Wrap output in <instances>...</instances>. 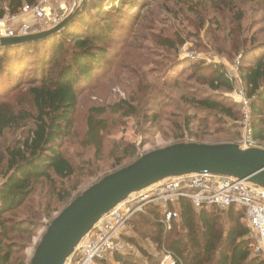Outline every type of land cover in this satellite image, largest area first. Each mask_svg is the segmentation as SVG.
<instances>
[{"label": "trees", "instance_id": "1", "mask_svg": "<svg viewBox=\"0 0 264 264\" xmlns=\"http://www.w3.org/2000/svg\"><path fill=\"white\" fill-rule=\"evenodd\" d=\"M37 1L0 0V19L17 15L25 4L35 5ZM172 1L199 15L201 26L206 22V12L202 11L215 13L213 25L222 30L225 29L222 19L227 21L228 28L224 30L228 31L227 35L235 29L243 30L245 3H258L264 7V0H166L155 9L138 0H92L83 3L77 16L60 32L39 40L0 47V101L25 83L31 84L32 96V108L28 110L17 111L9 102L0 104V264L30 263L23 256L25 248L18 240L34 235L35 222L18 221L14 217L32 201L36 191H41L42 195L48 188L50 196L57 197L67 207L86 190L73 197V192L83 182L79 180L72 188L68 187L77 169L65 152V143L73 133L80 91L92 85L104 72L108 50L102 44L114 40L116 31L127 32L130 19L127 15L132 9L139 13L148 9L149 16L157 20L158 10L175 13L168 6ZM132 29V32H138L137 27ZM131 31L128 38L137 35H131ZM175 39L166 38L160 45L171 48L186 42L178 33ZM257 41L256 37L245 38L232 46L235 51L243 50L241 77L246 95L251 99L253 136L264 144V42ZM247 43L251 44L244 49ZM163 65L167 67L168 64ZM188 67L189 77L205 85L207 90L202 93L194 86H188L180 94L182 108L179 112L183 121L175 122V128L181 133L178 138L188 132L192 135L191 140H195L201 128L210 129L215 117L221 118L222 122L225 118L239 122L240 110L222 94L236 89L235 80L227 69L192 60ZM154 88V84L148 83L145 96ZM161 93L155 91L150 95L151 102L157 106H161L158 101ZM131 99L90 108L81 143L83 147L95 150L96 159L102 158L109 144L107 136L115 130L110 117L138 115L139 110ZM192 111L199 115L210 114L199 120L196 130ZM151 115L148 122H156L159 115ZM22 128L28 129L25 139L4 145L2 136L7 131ZM115 149L112 159L116 165L121 166L127 161V166L139 158L136 144L118 143ZM97 175L90 172L86 176L99 177L97 181L106 176ZM178 208L179 217L169 230L163 223V209L158 205L151 204L145 213L136 214L130 222L135 236L128 239L136 251L123 249L117 253L115 262L160 264L163 257L170 254L177 264H264V258L255 253L256 240L245 220V208L232 205L224 210L216 207L197 209L189 200L181 201ZM38 217L39 214L35 216ZM141 239L155 245V254L139 242Z\"/></svg>", "mask_w": 264, "mask_h": 264}, {"label": "rangeland", "instance_id": "2", "mask_svg": "<svg viewBox=\"0 0 264 264\" xmlns=\"http://www.w3.org/2000/svg\"><path fill=\"white\" fill-rule=\"evenodd\" d=\"M138 1L149 5L150 9H155L157 5L166 2V0ZM83 3H85L84 0H66L69 7L73 8L77 5L74 12L80 10ZM168 6L175 13L158 10L157 20L149 16L148 9L140 11L141 13L136 9H132L130 14H134V16L127 15L130 18L127 23L128 27L125 29L127 32L124 34L121 31H116V38L113 37L114 40L102 44L108 50L104 72L96 78L92 85L80 91L73 133L65 143V152L72 159L77 169V174L68 183V187L72 188L79 180L83 182L78 190L73 192V197L98 180L99 177L86 176L90 172H95L99 176L108 175L127 164V161H125L121 166L116 165L112 159V154L115 152L118 143L136 144L138 148L137 157H140L152 150L179 142L212 144L231 142L239 144L242 140L245 104L239 94L241 90H245L241 81L243 50L241 52L235 51L232 43L236 45L239 44L240 39L244 40L246 38L248 40L254 37L258 40L257 43L264 42V7L258 3H245L243 5L245 8L243 30L240 32V30L235 29L231 36V34L227 35L228 31H224L228 28V25H226L228 22L224 19H222V22L225 29L220 30L213 25L215 13H210L208 10L202 11V13L206 12L204 13L206 22L201 26L202 20L199 15L189 12L178 2H168ZM140 17L141 19L138 20ZM133 26L137 27L138 32L131 31ZM129 31H131V35L135 33L137 35L134 38H128ZM176 33L184 36L185 44L181 46L177 44L176 47L171 48L160 45L166 38L176 41ZM250 44L243 48L245 49ZM169 60H171V63ZM189 60L224 66L229 74L233 76L236 89L233 92H223L222 94L230 103L236 104L237 110H240L239 122H235L230 118H225L222 122L221 118L215 117L211 120L210 129L201 128L197 132L199 136L194 137L195 140H191L192 135L188 132L185 133V136L178 138V134L181 133L175 128V122L181 123L183 121L179 112V109L182 108V104L179 105V96L185 92L184 88L194 86L202 93L207 90L205 85L200 84L195 78L189 77L191 74V71H187ZM163 63H167V67L162 66ZM183 72H186V74H182ZM148 83L154 84L155 88L151 89L148 95L145 96ZM30 85V83L23 84L13 93L1 98L3 101L1 100L0 104L9 102L17 111L31 109ZM155 91L157 93L162 92L160 100H158L161 106L151 102L152 97L150 95ZM129 97L133 99L131 100L134 102V106L138 108V115L110 117V122L115 130L107 136L109 144H107L102 158L96 159L95 150L85 148L81 143L86 131L90 108L95 105L114 103ZM33 110L35 111L34 108ZM153 113L159 115L158 119H156V122H148L149 116H152ZM191 115L195 117L196 130L199 126V120L208 117L210 114L199 115L192 111ZM232 133L233 135H231ZM27 135V128L10 130L5 133L4 137L2 136V142L8 146L14 141L25 139ZM40 193L41 191H36L32 201L14 217L18 221L35 222L34 235L18 240L25 248L22 254L28 262L51 222V218L54 219L65 208V203L58 201L57 197L50 196L48 188L42 195ZM27 210H29V214H27ZM38 214L39 217L36 219L35 216ZM130 228L132 230L131 236L134 237L135 234L131 225ZM139 242L144 244L152 254H155L156 248L152 242L145 239H141ZM131 250L136 251L135 247ZM137 254L146 263L143 255L138 251Z\"/></svg>", "mask_w": 264, "mask_h": 264}, {"label": "built area", "instance_id": "3", "mask_svg": "<svg viewBox=\"0 0 264 264\" xmlns=\"http://www.w3.org/2000/svg\"><path fill=\"white\" fill-rule=\"evenodd\" d=\"M47 6H51L49 13ZM76 7H69L66 0H38L35 5L25 4L19 14L0 19V37L48 30L63 21ZM32 18L34 23L29 21ZM18 20L21 23L14 27ZM239 96L245 104L244 132L239 145L264 148L253 136L251 99L244 89ZM183 200L191 201L197 209L216 207L224 210L232 205L245 208V220L256 240L255 253L264 258V187L246 179L204 171L168 177L130 194L95 224L64 264H117L115 257L118 252L135 247L128 239L132 235L130 222L136 214L145 213L151 204L158 205L163 209V223L169 230L179 217L178 204ZM161 264L177 263L172 255L166 254Z\"/></svg>", "mask_w": 264, "mask_h": 264}, {"label": "water", "instance_id": "4", "mask_svg": "<svg viewBox=\"0 0 264 264\" xmlns=\"http://www.w3.org/2000/svg\"><path fill=\"white\" fill-rule=\"evenodd\" d=\"M27 35L0 37V47L54 35L76 16ZM204 171L246 179L264 187V148L238 143L179 142L141 155L131 164L104 176L65 207L48 225L29 264H64L96 223L130 194L172 176Z\"/></svg>", "mask_w": 264, "mask_h": 264}, {"label": "crops", "instance_id": "5", "mask_svg": "<svg viewBox=\"0 0 264 264\" xmlns=\"http://www.w3.org/2000/svg\"><path fill=\"white\" fill-rule=\"evenodd\" d=\"M46 9H47V11H48V13H49V12H50V9H51V6H47ZM29 21H31L32 23H34V22H35V19L32 18V19L29 20ZM19 23H21V20H18L13 26H14V27H17V26L19 25ZM0 25H1V24H0Z\"/></svg>", "mask_w": 264, "mask_h": 264}, {"label": "bare ground", "instance_id": "6", "mask_svg": "<svg viewBox=\"0 0 264 264\" xmlns=\"http://www.w3.org/2000/svg\"><path fill=\"white\" fill-rule=\"evenodd\" d=\"M49 225V224H48Z\"/></svg>", "mask_w": 264, "mask_h": 264}]
</instances>
